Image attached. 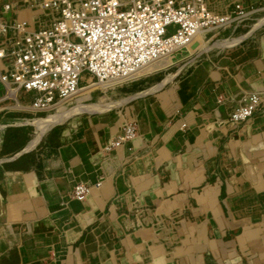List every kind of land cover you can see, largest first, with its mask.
<instances>
[{
	"label": "crops",
	"instance_id": "1",
	"mask_svg": "<svg viewBox=\"0 0 264 264\" xmlns=\"http://www.w3.org/2000/svg\"><path fill=\"white\" fill-rule=\"evenodd\" d=\"M230 58L203 60L117 108L70 113L58 124L42 121L49 115L36 118L33 139L7 123L0 108V129L9 127L0 134V264H96L110 252L105 264H116L113 218L133 204L135 211L157 210L183 194L186 181L206 209L243 213L237 205L254 203L259 186L249 159L264 145V106L245 121L230 118L251 93H264V33ZM80 183L89 187L82 198L74 194ZM169 231L161 219L153 243L133 246L153 253L157 238L170 242ZM183 252L166 245L150 264H191L185 256L165 258Z\"/></svg>",
	"mask_w": 264,
	"mask_h": 264
},
{
	"label": "built area",
	"instance_id": "2",
	"mask_svg": "<svg viewBox=\"0 0 264 264\" xmlns=\"http://www.w3.org/2000/svg\"><path fill=\"white\" fill-rule=\"evenodd\" d=\"M33 1L31 6L44 3L47 11H55L50 25L18 21L11 1L0 0V86L6 95L10 86L17 88L35 112L76 95L89 79L127 78L151 60L187 48L196 34L243 10L234 3L225 13L215 12L207 0ZM263 106L261 94L253 92L230 119L245 121ZM88 191L83 183L74 188L80 198Z\"/></svg>",
	"mask_w": 264,
	"mask_h": 264
},
{
	"label": "rangeland",
	"instance_id": "3",
	"mask_svg": "<svg viewBox=\"0 0 264 264\" xmlns=\"http://www.w3.org/2000/svg\"><path fill=\"white\" fill-rule=\"evenodd\" d=\"M10 1L14 7V17L19 18L15 11L16 6L21 19L31 22L22 18L32 17L30 9L27 7V0ZM207 2L213 11L219 13H225L231 2L242 4L243 10L239 14H233L232 19L225 24L213 26L216 29L201 34L202 38L197 36L196 38L199 40L195 38L191 43L192 45L189 44L187 48H183L173 55L167 54V58L161 61L164 64L158 65L151 73L134 76V79L131 78L126 81L97 82L98 84L93 85L94 87L89 84L90 87L87 91L78 92L75 96L68 98V101L64 100L63 103L58 102L55 108L49 111L35 112L31 110L29 100L23 97L22 101L28 107L16 109L1 103L0 108H4L1 113L3 112L2 114L9 117L7 123L14 128L26 130L28 139H33L39 131L36 124L32 123L36 118H45L50 114L53 117L64 110H70L72 113L78 110L73 115L100 113L103 112L98 110L100 108H117L124 102L127 103L134 98L156 92L139 94L154 85L156 86L159 82H166L162 83L161 87H163L176 81L191 67L203 60L211 59L232 63L230 57L238 54L244 55L249 49L250 43H254L264 33V0H207ZM231 8L229 7V10ZM32 9L37 11L35 8ZM48 22L49 17H44L41 22L39 20L36 24ZM82 85L87 84L84 82ZM1 94H4V91ZM137 94L139 95L137 96ZM260 94L264 99V93ZM73 115L66 117L65 120ZM58 123L57 121L55 124ZM6 128L9 127L0 129V134L3 130H7ZM249 166L250 172L255 175L254 178H257V181L254 182L259 184L256 200L254 203L251 201V205L248 203L237 205V208L240 206L244 208V212L235 215L236 217L226 211L218 213L212 209H206L204 204L197 200V191L186 188L189 184L188 181L184 180L187 184H183L184 186L180 189L183 194L166 198L157 210L152 211L144 208L135 211L133 206L136 204H133L129 211H124L115 219L113 218L110 231L114 239L112 246L113 252L117 256L116 264H150L153 254H156L158 249H164L166 245L184 249L180 256L167 255L166 260L167 257L183 260V256H185L191 264H264V145L256 147L254 154L249 159ZM0 192L3 194L1 187ZM246 198L247 194L242 195L238 202L247 200ZM158 210L162 212L159 219L150 215L151 212ZM161 219L170 228V242L169 239L164 238L160 245L157 243L159 241L157 238L156 246L152 249L153 253L148 246L136 250L134 246L154 238L156 235L154 226ZM148 243L153 242L150 240ZM111 256L112 253L110 252L109 257L97 258L96 264H105ZM84 264L88 263L85 261Z\"/></svg>",
	"mask_w": 264,
	"mask_h": 264
},
{
	"label": "bare ground",
	"instance_id": "4",
	"mask_svg": "<svg viewBox=\"0 0 264 264\" xmlns=\"http://www.w3.org/2000/svg\"><path fill=\"white\" fill-rule=\"evenodd\" d=\"M27 3H28V9H30V12H31V15H32V17L30 18V17H22V18H25V19H27V20H29V21H31L32 22V24H34V25H36V26H47V25H50L54 20H55V18H56V16H55V11L54 10H50V11H47V8L45 9V7H47L44 3H40V4H38L37 3V6L38 7H34V6H31L33 3H34V1L33 0H27ZM15 4V3H14ZM32 8H35L37 11H34ZM15 11H16V13H17V15H18V21H20L21 20V17L19 16V11H17V8H16V6H15ZM44 17H49V22L48 23H43V24H36V22L37 21H39L40 20V22H41V20H42V18H44ZM212 29H216V27H210V28H207V29H205V30H203V31H201V32H199L198 34H196L195 35V37H194V39L193 40H195V38L197 37V36H199L200 38H202V35L201 34H203V33H205V32H207L208 30H212ZM197 40H199L198 38H196ZM193 40H192V42H193ZM191 42V43H192ZM191 43H189V44H191ZM188 44V45H189ZM225 44V43H224ZM192 45V44H191ZM167 58V56L165 57V56H162V57H159V58H156V59H154V60H151L150 62H148V63H146L145 65H143L140 69H138L135 73H133L131 76H129V77H127V78H124V79H119V80H124V81H126V80H129V79H131V78H133L134 76L136 77V76H142V75H144V74H148V73H151L152 72V70H154V69H156L157 68V66L158 65H162V64H164L163 62H161V61H163L164 59H166ZM134 79V78H133ZM117 80V79H116ZM89 81H90V86L92 87L93 85H97L98 83L97 82H94L92 79H89ZM117 82V81H116ZM122 82V81H121ZM94 83V84H93ZM99 83H104V82H99ZM160 83V84H159ZM158 84H156V86L154 85L153 87H151V88H149L148 90H146V91H142L141 93H139V94H141V95H143V94H145V93H148V92H151V91H156L157 89H159V88H161V86L164 84V83H166V82H159ZM89 84L88 85H85L84 87H82V88H80L79 90H78V92L80 93L81 91H83V90H86L87 91V89L90 87L89 86ZM92 84V85H91ZM88 86V87H87ZM86 87V88H85ZM94 87V86H93ZM3 88H4V86H3ZM84 88V89H83ZM4 91H5V96H3V94H1V97H0V104L1 103H5L8 107H11V108H18V109H23V108H25V107H28V106H26L24 103H23V101H22V98L24 97L25 98V95L23 94V93H21V92H19L18 90H17V88H13L12 86H10L9 88H8V94L6 95V91H7V89L6 88H4ZM83 93V92H82ZM139 94H137V96L139 95ZM86 95V94H85ZM75 96V95H74ZM134 96V95H133ZM77 97V96H76ZM71 98V97H70ZM79 98H81V97H79ZM83 98V97H82ZM69 100V99H68ZM67 99H66V101H68ZM63 101L64 100H62V101H60V102H62L63 103ZM125 101V100H124ZM65 102V101H64ZM113 104V103H112ZM56 106V105H55ZM55 106L53 107V108H55ZM59 106V105H58ZM81 106V105H80ZM83 107V106H82ZM98 108H99V106H97ZM102 107V106H101ZM29 108H30V106H29ZM89 108V107H88ZM78 109V108H77ZM81 109V108H80ZM79 109V110H80ZM94 109H96V108H94ZM102 108H100V109H98V110H101ZM74 110V109H73ZM49 111V110H48ZM76 111H78V110H76ZM75 111V112H76ZM81 111V110H80ZM102 111H103V109H102ZM70 113H72V111H68V110H64V111H61L60 113H58L57 115H55V116H53V117H51L52 116V114H50L48 117H51V118H46V119H42V121L43 122H45L46 124H51V123H53V122H57V121H59V120H63L65 117H67ZM39 120H37L36 122H38ZM34 122V121H33ZM40 122V121H39ZM2 127V126H1ZM4 129V128H3Z\"/></svg>",
	"mask_w": 264,
	"mask_h": 264
}]
</instances>
